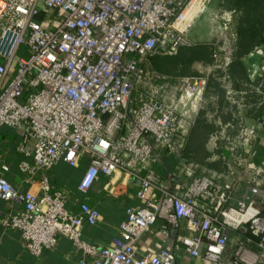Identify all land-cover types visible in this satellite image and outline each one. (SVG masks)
<instances>
[{"label": "built area", "instance_id": "built-area-1", "mask_svg": "<svg viewBox=\"0 0 264 264\" xmlns=\"http://www.w3.org/2000/svg\"><path fill=\"white\" fill-rule=\"evenodd\" d=\"M190 1L0 0V128L22 132L20 172L27 179L42 175L40 195L0 177V199L20 206L0 217V225L17 230L30 254L54 247L63 236L92 257L78 264H175L179 247L200 264L264 261V167H249L235 145L222 172L199 173L196 164L182 162L208 75L172 78L149 67L155 53L172 55L196 44L176 25ZM233 13L221 10L214 67L231 61ZM167 88L168 101L162 96ZM237 104L236 144L242 148L248 137L244 105ZM83 157L87 166L77 185L82 193L98 177L110 182L117 172L137 182L138 203L125 208L118 235L101 248L80 238L83 224L98 222V208L82 201L72 212L63 192L49 193L47 172ZM167 160L182 167V187L171 188V174L161 173ZM246 171L247 186L237 196ZM156 225L157 249L139 252L138 240Z\"/></svg>", "mask_w": 264, "mask_h": 264}, {"label": "crops", "instance_id": "crops-1", "mask_svg": "<svg viewBox=\"0 0 264 264\" xmlns=\"http://www.w3.org/2000/svg\"><path fill=\"white\" fill-rule=\"evenodd\" d=\"M223 0H191L183 13L177 19L176 25L180 31L192 38L196 43H214L217 40L220 28L219 16ZM238 12L233 13L232 23L237 24ZM242 64L246 71L248 80L253 84L257 93L254 102L243 106V117L247 142L242 147L243 156L246 157L247 165L252 168L264 167V43L260 44L253 51L248 53ZM193 68L199 75H208L214 65L194 62ZM20 129L9 127L0 128V177L6 178L21 191L30 190L36 194H42L40 180L42 175L37 173L32 179H27L18 168L20 152L17 149L21 139ZM214 138L210 140L208 147L214 146ZM224 162L232 163V153L229 148H223ZM184 163L185 160H181ZM197 165L198 171L206 168ZM164 167L160 168L161 173H170L169 184L171 188H180L185 182L182 167L177 162L167 160ZM87 160L80 158L75 165L66 162L56 164L46 174L49 183V193L54 191L63 192L68 200L70 211H76L79 203L86 201L96 206L100 213L98 222L94 225L83 224L80 238L85 242L101 248L108 245L118 235V225L125 218V208L138 203L135 198L137 182L130 180L121 172L115 173L110 182L104 177H98L86 193L78 191V182L86 169ZM241 170V168H239ZM241 172H243L241 170ZM246 179V183L244 181ZM249 172L242 174L238 184L237 196L247 186ZM109 184V186H107ZM111 187V193L106 189ZM264 187V186H263ZM17 203L6 202L0 199V217L9 211L19 209ZM160 226L156 225L145 232L136 244L139 252H146L157 249L160 243ZM236 236L233 235L228 245L227 255L235 246ZM172 244H176L173 236ZM251 250L256 248L251 245ZM175 264H200V259L190 258L182 248H176ZM84 258L89 262L92 257L84 255L77 249L73 242L67 237H59L56 245L47 249L39 255L30 254L23 246L21 236L17 230L3 228L0 225V264H78ZM257 264H264V261Z\"/></svg>", "mask_w": 264, "mask_h": 264}, {"label": "trees", "instance_id": "trees-1", "mask_svg": "<svg viewBox=\"0 0 264 264\" xmlns=\"http://www.w3.org/2000/svg\"><path fill=\"white\" fill-rule=\"evenodd\" d=\"M223 10L238 12L237 24L232 23L235 39L231 61L225 68L214 67L208 74L203 102L190 128L181 159L197 163L207 169L222 172L227 169L223 148L235 145L236 155L243 156L237 145L241 128L239 106L254 102L257 93L246 76L242 59L264 43V0H223ZM214 43H196L180 47L175 54L155 53L149 58L154 71L177 78L197 75L192 69L196 61L214 64ZM226 78L225 80H223ZM226 85L232 90L229 97ZM214 146L208 147L211 140Z\"/></svg>", "mask_w": 264, "mask_h": 264}, {"label": "rangeland", "instance_id": "rangeland-1", "mask_svg": "<svg viewBox=\"0 0 264 264\" xmlns=\"http://www.w3.org/2000/svg\"><path fill=\"white\" fill-rule=\"evenodd\" d=\"M49 12V10H46V13L47 14H54V15H56V16H59V15H61L62 14V12L61 11H59V10H52V11H50V13H48ZM192 69L193 70H195L194 68H193V64H192ZM169 84V83H168ZM162 96H163V98H165V100L166 101H168L170 98H171V89L170 88H167V90L162 94ZM235 168H239L238 166H235ZM212 171H214V170H211V169H203V171H199V173H210V172H212ZM242 174H244V173H240V181H241V179H242ZM229 179L230 178H228V179H225V181H229ZM244 181H245V183H246V179H244ZM247 182H248V179H247Z\"/></svg>", "mask_w": 264, "mask_h": 264}]
</instances>
